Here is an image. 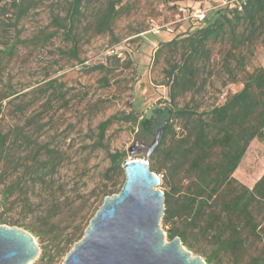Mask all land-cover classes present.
<instances>
[{
  "label": "rangeland",
  "instance_id": "obj_1",
  "mask_svg": "<svg viewBox=\"0 0 264 264\" xmlns=\"http://www.w3.org/2000/svg\"><path fill=\"white\" fill-rule=\"evenodd\" d=\"M68 1L34 0L23 13L19 10L20 0L0 4V92L8 96L3 100L0 117L2 132L26 126L34 140L60 148L65 156L59 172L47 184L37 186L33 185L31 176L22 175V169L14 171L19 153L13 152L9 160L0 161V191L20 177L23 187L13 209L4 213L18 223L0 226L27 230V225H40L49 211L58 213V236L54 242L46 240L42 244L27 230L40 248L37 258L29 264H63L74 244L80 241L79 228H85L99 210L103 189L109 186L115 191L125 182L124 170L120 174L107 173L111 166L110 153L125 152L124 163L145 159L148 149L142 146V135L125 117L150 116L169 99L168 87L163 85L167 81L164 70L168 64L164 56L156 60L160 44L204 26L197 13L206 16L239 0H123L120 5L123 11L114 22L113 33L103 34L96 33L93 26L98 11L108 0H95L84 7L78 24L79 59L66 54L72 44L53 21L55 16L66 15ZM226 47L221 43L213 45L209 69L200 77L203 87L182 98L180 106L193 102V98V104H198L200 110L222 104L243 88L247 73L257 67L264 68V48L258 42L243 52L246 69L243 72L236 69L237 80L233 81L224 69ZM99 64L110 68L107 74L110 86L102 81L105 72L91 71ZM50 80L65 84L69 104L56 103L53 109L43 113L44 100L35 92ZM20 107L26 108L24 112ZM114 115L121 119L102 138L99 125ZM159 130L161 125L148 145ZM99 140L104 141L99 144ZM137 141L139 144L135 145ZM132 147L138 152L130 153ZM263 173L264 139H255L234 176L253 187ZM157 175L161 179L159 189L171 192L164 174ZM28 200L31 207L25 209ZM162 228L170 241L168 227L163 222ZM75 230L76 239L68 244ZM182 243L194 256H202L204 260L216 250L210 239L196 229L189 232V243ZM247 260L238 263L232 258H214L213 264H245Z\"/></svg>",
  "mask_w": 264,
  "mask_h": 264
},
{
  "label": "trees",
  "instance_id": "obj_2",
  "mask_svg": "<svg viewBox=\"0 0 264 264\" xmlns=\"http://www.w3.org/2000/svg\"><path fill=\"white\" fill-rule=\"evenodd\" d=\"M6 1L9 0H0V4ZM32 1L20 0V13L26 11ZM94 1L69 0L66 15L53 19L72 44L66 54L75 59H79L78 24L84 7ZM122 1L108 0L98 11L93 26L96 33H113L114 22L123 11ZM201 22H205L204 26L187 35L175 36L156 50V60L164 56L168 64L164 70L167 81L163 85L168 87L169 99L165 100L164 107L154 109L150 116L143 114L138 118L129 114L125 119L139 129L143 147L149 146L156 129L162 126L160 143L150 156L149 164L151 171L164 174L172 188L171 192H164L162 219L170 240L180 237L182 242L189 243V232L196 229L216 246L213 254L206 258L207 264L223 257L238 263L247 258L245 264H264V173L253 187L234 176L251 142L264 139V68L257 67L247 73L243 88L222 104L200 110L198 104H193V98V102L180 106L182 98L203 87L200 77L209 69L214 44H226L224 69L233 81L237 80L236 69L242 72L246 69L243 52L251 50L258 42L264 48V0H239L233 6L207 13ZM91 71L105 72L102 81L106 86L111 85L107 76L111 70L107 65L93 66ZM35 93L44 100L43 113L53 109L56 103L69 104L65 84L57 80H50ZM7 98L0 92V117L5 105L3 100ZM19 109L24 112L26 108ZM120 119L114 115L102 122L100 136L104 138L109 127ZM103 141L99 140V144ZM13 152L20 154L14 171L22 169L23 176L33 178L34 186L47 184L65 160L60 148L34 140L26 126L3 133L0 123V161L9 160ZM125 155V152L109 154L108 174H120L124 170ZM123 184L115 191L106 186L101 192L103 202L107 196L118 194ZM22 191L21 177L0 191V224L18 223L4 213L13 209ZM29 207L28 200L24 208ZM55 211L54 214L49 211L40 225H27V230L42 244L46 240L52 243L58 236ZM93 217L85 228H79L78 240L84 237ZM74 239L76 230L67 243Z\"/></svg>",
  "mask_w": 264,
  "mask_h": 264
},
{
  "label": "water",
  "instance_id": "obj_3",
  "mask_svg": "<svg viewBox=\"0 0 264 264\" xmlns=\"http://www.w3.org/2000/svg\"><path fill=\"white\" fill-rule=\"evenodd\" d=\"M161 135L159 130L147 146L145 159L124 163L121 191L104 199L63 264H207L187 250L180 237L168 241L162 228L165 195L159 189L160 177L149 164ZM136 152L130 148V153ZM39 251L29 231L0 226V264H29Z\"/></svg>",
  "mask_w": 264,
  "mask_h": 264
},
{
  "label": "built area",
  "instance_id": "obj_4",
  "mask_svg": "<svg viewBox=\"0 0 264 264\" xmlns=\"http://www.w3.org/2000/svg\"><path fill=\"white\" fill-rule=\"evenodd\" d=\"M196 17H198V19L202 21L203 19H205V13H201V14L197 13Z\"/></svg>",
  "mask_w": 264,
  "mask_h": 264
}]
</instances>
